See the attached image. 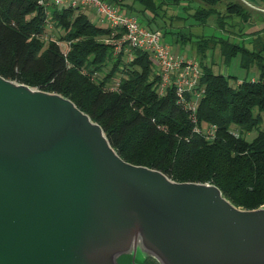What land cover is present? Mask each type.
<instances>
[{
  "label": "trees",
  "instance_id": "obj_1",
  "mask_svg": "<svg viewBox=\"0 0 264 264\" xmlns=\"http://www.w3.org/2000/svg\"><path fill=\"white\" fill-rule=\"evenodd\" d=\"M103 1L139 17L142 26L160 30L163 38L170 36L172 44L185 46L194 39L190 45L196 54L190 60L199 65L203 86L196 123L176 104L174 89L158 93L159 71L149 52L124 46L115 54L106 42L112 31L79 7L0 0V76L69 99L130 164L158 170L178 183L214 185L238 208L264 206V13L241 0ZM180 5L186 15L175 19H188L189 27H210L212 20L214 34L193 35L185 27L166 25V6ZM50 26L62 32L56 41H45ZM234 37L241 42H231ZM62 42L68 46L65 52ZM209 50H218L226 64L239 56L240 67L254 69L256 77L237 80L215 73L205 62ZM209 127H215L209 139L194 131ZM253 130L256 136L247 140ZM135 263L157 264L150 258Z\"/></svg>",
  "mask_w": 264,
  "mask_h": 264
},
{
  "label": "water",
  "instance_id": "obj_2",
  "mask_svg": "<svg viewBox=\"0 0 264 264\" xmlns=\"http://www.w3.org/2000/svg\"><path fill=\"white\" fill-rule=\"evenodd\" d=\"M264 264V206L120 158L69 99L0 76V264Z\"/></svg>",
  "mask_w": 264,
  "mask_h": 264
},
{
  "label": "built area",
  "instance_id": "obj_3",
  "mask_svg": "<svg viewBox=\"0 0 264 264\" xmlns=\"http://www.w3.org/2000/svg\"><path fill=\"white\" fill-rule=\"evenodd\" d=\"M38 4L79 7L93 11L99 23L105 24L112 31V38L106 42L113 45L115 54L120 53L124 46L149 52L159 71L158 93L163 96L169 88L174 89L176 104L188 110L191 122L196 123L195 112L203 93L202 71L195 61L175 56L163 41L160 32L148 30L140 25L136 17L120 12L103 0H38ZM251 7L264 13V7ZM116 35L118 38L114 37ZM194 131L209 139L212 138L215 127L206 128L204 131L195 128ZM233 133L237 135V131L233 130Z\"/></svg>",
  "mask_w": 264,
  "mask_h": 264
},
{
  "label": "rangeland",
  "instance_id": "obj_4",
  "mask_svg": "<svg viewBox=\"0 0 264 264\" xmlns=\"http://www.w3.org/2000/svg\"><path fill=\"white\" fill-rule=\"evenodd\" d=\"M242 2H247L248 4H254L256 2V4H259V2L257 0H241ZM128 3L131 2V0H127ZM264 3V2H263ZM250 4V5H251ZM182 6H178V7H173V6H166V18H167V23L166 25L171 26L173 29L175 28H184L185 32H187V30L189 32H191L193 35H200V34H205V35H211L214 34L213 30L210 27H213L214 24L212 22V20L208 21V25L210 27H205V26H190L191 25L188 21V19L186 21H181V20H177L175 19V17L182 15L185 16L186 14L183 13L181 11ZM257 7V6H256ZM264 6L262 5V8ZM261 8V7H258ZM193 9H189L188 13H193ZM87 13L90 15L89 18H95V14L92 11H88ZM86 13V14H87ZM91 16H93L91 18ZM135 16L138 17L137 14H135ZM169 19H171L172 21H170ZM94 20V19H93ZM138 20L140 22V24L142 25V21L141 19L138 17ZM256 22L258 25L261 24L260 19H258V17H256ZM161 23V22H160ZM162 25V24H161ZM263 25V24H261ZM168 27V26H167ZM261 27V26H260ZM153 28V26L151 27ZM159 30V29H158ZM47 39L45 41H49V40H57V35H61L62 32H60L59 30H55L53 29V26L50 28L48 27L47 29ZM160 31V30H159ZM158 31V32H159ZM237 33V28L234 30ZM161 32V31H160ZM52 33V35L50 34ZM50 35V36H48ZM216 35H218V33H216ZM164 42L170 47L171 51L173 49V46H175L174 51L176 52V54L179 56H184V54H186L187 58L190 59H194L193 56H195L196 54V50L194 49V45H190V43L194 42V39L192 40V42L187 43L185 46L183 45H177V44H172V39L170 38V36L166 35L163 38ZM231 42H236V43H240L241 39H234L231 40ZM60 48L63 52L67 51L68 46L67 44H65L64 42H62L60 44ZM173 52V51H172ZM174 53V52H173ZM207 64H209L213 71L215 73H220L221 75L224 76H233L235 79L237 80H243V79H251V78H255L257 75V72L254 69H250L249 71H246L244 69H242L240 67V58L239 56H236L234 58H232L230 60L229 63H224L223 59L220 57L218 50H214V51H207V56H206V61ZM235 79H230L229 83L234 84L235 83ZM234 130V129H232ZM260 130H264V121L262 123V125L260 126ZM257 134V130H253L251 133H248L246 135V139L247 140H252ZM139 260V258H137ZM120 264H132L131 261L130 262H126V261H120Z\"/></svg>",
  "mask_w": 264,
  "mask_h": 264
},
{
  "label": "crops",
  "instance_id": "obj_5",
  "mask_svg": "<svg viewBox=\"0 0 264 264\" xmlns=\"http://www.w3.org/2000/svg\"><path fill=\"white\" fill-rule=\"evenodd\" d=\"M258 2H259V4H256V2L254 3V4H251L250 6H253V7H262V5L264 6V3L262 2V1H260V0H257ZM93 12V11H92ZM93 16H91V18H92ZM94 19V20H93ZM91 21L92 22H94L96 25H98V26H102V27H106V25L105 24H101V23H99V19L95 16V18H92L91 19ZM174 49H175V46H173V49H172V51L174 52V55L175 56H177V57H186L187 58V56H186V54H184V56H178L177 54H176V52L174 51Z\"/></svg>",
  "mask_w": 264,
  "mask_h": 264
},
{
  "label": "flooded vegetation",
  "instance_id": "obj_6",
  "mask_svg": "<svg viewBox=\"0 0 264 264\" xmlns=\"http://www.w3.org/2000/svg\"><path fill=\"white\" fill-rule=\"evenodd\" d=\"M131 263H132V261H131ZM133 264V263H132ZM135 264H138V263H135Z\"/></svg>",
  "mask_w": 264,
  "mask_h": 264
}]
</instances>
